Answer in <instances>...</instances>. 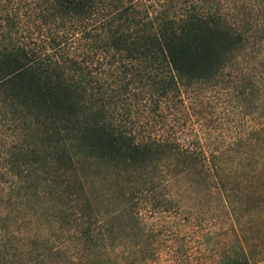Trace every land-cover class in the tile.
<instances>
[{"label":"trees","instance_id":"obj_1","mask_svg":"<svg viewBox=\"0 0 264 264\" xmlns=\"http://www.w3.org/2000/svg\"><path fill=\"white\" fill-rule=\"evenodd\" d=\"M263 63L264 0H0V264L54 262L17 244L48 240L38 222L73 227L80 264H157L198 209L224 225L212 264H264L245 230L264 224ZM226 77L245 127L209 145L186 100Z\"/></svg>","mask_w":264,"mask_h":264},{"label":"rangeland","instance_id":"obj_2","mask_svg":"<svg viewBox=\"0 0 264 264\" xmlns=\"http://www.w3.org/2000/svg\"><path fill=\"white\" fill-rule=\"evenodd\" d=\"M100 77L102 78L103 74H100ZM222 86H225L226 89L221 88ZM186 103L190 115L186 116L185 119L182 117L181 124L203 134L202 141L209 145L227 146L234 142L239 132L244 130L245 118L237 107V97L232 84L227 81V77L223 83L221 82L215 87L201 86L191 91ZM133 105L130 106L129 114L124 118L123 124L134 131H144V107L141 106V103ZM140 199H142V204L140 203L141 207L139 206V208L144 221V198ZM193 214V216H198V220L193 221L195 226H173L171 230L177 232L176 240L164 239L161 242V253L156 261L157 264L168 262L167 248L170 244L178 252V257H182L183 263L188 261L187 264H212V259L221 252L223 244L227 240L222 236V233H218L217 228H224V225H212L208 219L210 211L205 209H198ZM20 229L24 230V226H20ZM25 229L30 230V232L41 231L48 240H41L39 237H36L35 240L19 239L18 245L36 249L35 253L44 250L45 245L58 247L57 250L53 251L56 254L51 256V258L54 256L57 258L53 263L47 264H80L82 250L77 241L76 230L73 227L57 229V224L49 226L38 222ZM245 230L259 232L255 238L248 236L250 244L253 245L252 252H255L259 247H264V224H261L260 219L256 218L254 222L245 223ZM186 234L189 235L183 236ZM52 241L55 243L53 244ZM130 244L132 243L129 236L117 238L114 251H110L111 256L115 255L116 259L125 256L131 250ZM142 247L144 249V246Z\"/></svg>","mask_w":264,"mask_h":264}]
</instances>
